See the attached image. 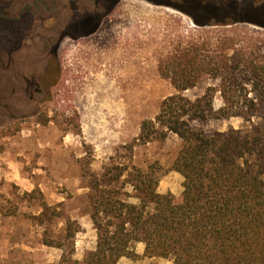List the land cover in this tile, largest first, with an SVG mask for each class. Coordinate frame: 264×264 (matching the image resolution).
Instances as JSON below:
<instances>
[{
    "label": "trees",
    "instance_id": "1",
    "mask_svg": "<svg viewBox=\"0 0 264 264\" xmlns=\"http://www.w3.org/2000/svg\"><path fill=\"white\" fill-rule=\"evenodd\" d=\"M193 4L197 9L186 13L197 24L227 29L185 42L176 58L161 63L176 93L123 145L128 154L111 157L101 173L85 168L97 245L83 259L73 258L80 226L69 221L68 250L57 245L64 250L59 264H116L122 256L137 257L139 242L146 255L176 264H264V0ZM205 79L212 82L203 94L184 93ZM233 117L249 125L207 129L212 120ZM171 133L180 140L170 167L184 177L179 195L159 192L167 172L159 160L134 161L139 141L164 143Z\"/></svg>",
    "mask_w": 264,
    "mask_h": 264
},
{
    "label": "rangeland",
    "instance_id": "2",
    "mask_svg": "<svg viewBox=\"0 0 264 264\" xmlns=\"http://www.w3.org/2000/svg\"><path fill=\"white\" fill-rule=\"evenodd\" d=\"M71 13L69 34L57 50L50 98L38 110L22 108L33 113L10 124L0 117V264H59L64 250L57 245L68 250L69 221L80 226L73 258L81 260L95 249L97 231L83 171L101 173L111 157L117 161L126 154L123 145L137 139L143 121L153 119L160 102L176 93L161 63L176 58L185 42L228 27L201 26L186 12L148 0H121L93 32L79 36L85 14ZM59 31H65L61 22ZM35 45L40 53L41 40ZM211 82L205 79L184 93L195 98ZM214 103L222 105L220 93ZM248 125L233 117L212 120L207 129ZM179 142L171 134L164 143L136 144V163L159 160L167 170L158 187L162 193L184 190L183 175L170 170Z\"/></svg>",
    "mask_w": 264,
    "mask_h": 264
},
{
    "label": "flooded vegetation",
    "instance_id": "3",
    "mask_svg": "<svg viewBox=\"0 0 264 264\" xmlns=\"http://www.w3.org/2000/svg\"><path fill=\"white\" fill-rule=\"evenodd\" d=\"M92 1L76 0L73 6V0H0V117L4 122L10 124L32 114L50 98L57 50L62 36L69 34L72 10L85 14L79 22L82 36L93 32L121 2ZM148 1L182 12L197 9L193 0ZM60 22L65 31H59ZM38 40L42 42L40 53L35 52ZM28 106L33 111L22 109Z\"/></svg>",
    "mask_w": 264,
    "mask_h": 264
},
{
    "label": "crops",
    "instance_id": "4",
    "mask_svg": "<svg viewBox=\"0 0 264 264\" xmlns=\"http://www.w3.org/2000/svg\"><path fill=\"white\" fill-rule=\"evenodd\" d=\"M135 248L137 257L122 256L116 264H176L171 258L146 255V246L143 242L137 243Z\"/></svg>",
    "mask_w": 264,
    "mask_h": 264
}]
</instances>
